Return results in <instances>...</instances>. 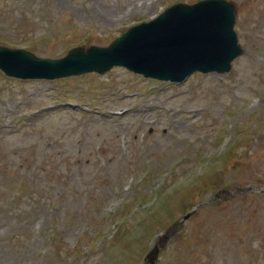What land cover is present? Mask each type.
I'll use <instances>...</instances> for the list:
<instances>
[{"label": "rangeland", "instance_id": "1", "mask_svg": "<svg viewBox=\"0 0 264 264\" xmlns=\"http://www.w3.org/2000/svg\"><path fill=\"white\" fill-rule=\"evenodd\" d=\"M176 1L0 0V45L59 57ZM232 1L222 75L0 72V264H143L167 230L157 264H264V0Z\"/></svg>", "mask_w": 264, "mask_h": 264}, {"label": "water", "instance_id": "2", "mask_svg": "<svg viewBox=\"0 0 264 264\" xmlns=\"http://www.w3.org/2000/svg\"><path fill=\"white\" fill-rule=\"evenodd\" d=\"M235 15L234 5L226 0L177 3L151 21L131 27L108 47H90L87 52L75 48L57 60L0 47V66L21 77H54L93 69L102 72L112 64L172 79H181L197 69L225 72L242 52L233 30ZM170 231L160 236L146 255L150 264H155Z\"/></svg>", "mask_w": 264, "mask_h": 264}, {"label": "bare ground", "instance_id": "3", "mask_svg": "<svg viewBox=\"0 0 264 264\" xmlns=\"http://www.w3.org/2000/svg\"><path fill=\"white\" fill-rule=\"evenodd\" d=\"M102 7L98 5H94L93 10L97 13V15L102 16L104 19L107 18V13L102 11Z\"/></svg>", "mask_w": 264, "mask_h": 264}]
</instances>
